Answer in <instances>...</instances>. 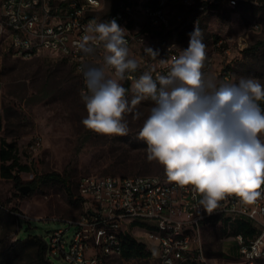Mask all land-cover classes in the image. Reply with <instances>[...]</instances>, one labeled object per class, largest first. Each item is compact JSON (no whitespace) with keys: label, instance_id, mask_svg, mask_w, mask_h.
Listing matches in <instances>:
<instances>
[{"label":"rangeland","instance_id":"obj_1","mask_svg":"<svg viewBox=\"0 0 264 264\" xmlns=\"http://www.w3.org/2000/svg\"><path fill=\"white\" fill-rule=\"evenodd\" d=\"M116 2L105 0L99 13L108 14ZM189 14L186 6L175 5L170 26L154 33L155 45L162 48L174 43L180 52L188 47L189 34L198 26L206 54L221 50L215 45L219 39L230 47L234 82L243 77L264 85V0H238L235 6L225 2L215 10L202 12L196 26L184 27ZM255 22L260 24L258 29L251 28ZM221 59L217 55V63H222ZM0 76L3 81L0 145L1 139H5L16 149L20 162L29 166L28 170L14 171L19 180L5 178L0 173V264H38L31 250H20L24 240L16 238L41 235L49 239L55 230L63 228L68 246L75 228L67 219L76 217L81 209L80 178L164 171L158 162L148 160L147 144L138 136L152 102L142 101L133 113L125 114L129 126L127 136H105L88 130L81 123L87 112L74 66L67 59L48 52L31 58L15 56L4 34H0ZM132 95L127 93L129 100ZM135 112L141 113L139 119L133 118ZM36 136L42 139V151L29 161V145ZM64 177L68 185L60 180ZM24 184L32 186L27 193L20 190ZM18 213L28 218L23 219ZM239 219L253 224L242 215L201 224L202 243L210 264H243L239 243L225 239L228 227L231 233L237 232ZM129 226L159 231L156 222L149 218H138ZM145 241L148 253L114 257L109 264H158L156 242ZM50 259L53 264H70L62 256ZM258 264H264V260Z\"/></svg>","mask_w":264,"mask_h":264},{"label":"built area","instance_id":"obj_2","mask_svg":"<svg viewBox=\"0 0 264 264\" xmlns=\"http://www.w3.org/2000/svg\"><path fill=\"white\" fill-rule=\"evenodd\" d=\"M237 1L117 0L114 9L101 15L99 11L105 0H0V34L8 39L15 56L31 58L48 52L67 59L78 74L82 92L85 85L81 66H100L104 52L100 47L86 55L77 47V42L90 21L114 19L127 30L125 38L130 55L140 65L121 82L131 92L133 79L145 71L151 72L153 78L166 75L173 59L179 55L174 43L160 48L153 39L155 32L164 31L172 23L175 5L182 4L190 10L184 27H194L205 10H215L225 2L235 6ZM259 27L258 22L251 25L253 29ZM215 45L221 50L206 54L202 72L206 80L219 87L222 82H233L234 70L230 47L224 46L222 39ZM145 49H151L156 56ZM217 55L222 57V63H217ZM2 87L0 76V92ZM42 145L40 136L30 142L29 161L40 154ZM78 191L81 209L76 217L67 219L75 228L69 245L66 246L63 228L45 238L50 264H53L51 256H62L70 264H109L111 258L124 257L127 238L154 240L158 264H210L202 243L201 224L209 217L235 219L238 215L250 219L255 232L249 236L241 231L233 234L228 227L225 239L239 243L243 264L264 260V185L255 203L247 204L234 195L227 196L211 214L199 203L201 196L191 185L169 182L165 170L159 174L86 175L80 178ZM18 215L28 218L22 213ZM138 218L155 221L159 231L141 229L134 233L129 224Z\"/></svg>","mask_w":264,"mask_h":264},{"label":"clouds","instance_id":"obj_3","mask_svg":"<svg viewBox=\"0 0 264 264\" xmlns=\"http://www.w3.org/2000/svg\"><path fill=\"white\" fill-rule=\"evenodd\" d=\"M84 31L77 47L86 55L102 47L104 56L100 66L80 68L87 112L82 125L105 136H127L125 114L151 101L138 136L147 144L148 160L164 167L169 182L191 185L209 214L227 196L255 203L264 185V85L243 77L219 87L206 80V45L196 26L166 75L153 78L145 71L132 80L129 100L121 82L140 65L130 55L127 30L113 19L92 20ZM140 115L135 112L133 118Z\"/></svg>","mask_w":264,"mask_h":264},{"label":"trees","instance_id":"obj_4","mask_svg":"<svg viewBox=\"0 0 264 264\" xmlns=\"http://www.w3.org/2000/svg\"><path fill=\"white\" fill-rule=\"evenodd\" d=\"M261 104L264 106V103ZM0 158L2 160L0 164V173L5 178H13L15 180H19V176L15 174L14 171L15 170L24 171L29 169L28 164L20 162L16 149L11 144H9L5 139H1ZM47 176L51 177L52 174H48ZM60 180H62L67 185L69 184L68 181L66 180V177L60 178ZM0 211H2L1 208ZM218 219H220L219 216L209 217L203 221V224ZM18 221H20L19 218ZM239 231L249 236L255 232V229L249 223L248 220L239 219V223L237 225V232ZM18 239L24 240L20 246V250L22 252L31 250L34 256L36 257L38 264H50L46 256V240L43 236L28 235L27 238L17 237L16 240ZM124 243H125L124 253L127 256L128 255L131 256L135 254L143 255L148 253L145 250V244L143 242L136 241L132 238H127V240H125Z\"/></svg>","mask_w":264,"mask_h":264},{"label":"water","instance_id":"obj_5","mask_svg":"<svg viewBox=\"0 0 264 264\" xmlns=\"http://www.w3.org/2000/svg\"><path fill=\"white\" fill-rule=\"evenodd\" d=\"M32 189V186L31 184H24V185H21L20 186V190L23 192V193H27L29 192V190Z\"/></svg>","mask_w":264,"mask_h":264},{"label":"crops","instance_id":"obj_6","mask_svg":"<svg viewBox=\"0 0 264 264\" xmlns=\"http://www.w3.org/2000/svg\"><path fill=\"white\" fill-rule=\"evenodd\" d=\"M132 230L134 231V233H138L139 232V230H137V229H135V228H132ZM132 239H134V238H132ZM127 240V239H126ZM134 240H136V241H139V242H143L144 244H145V249L147 248V243H146V241H145V238H139V239H134ZM124 246H125V243H124ZM148 249V248H147Z\"/></svg>","mask_w":264,"mask_h":264}]
</instances>
